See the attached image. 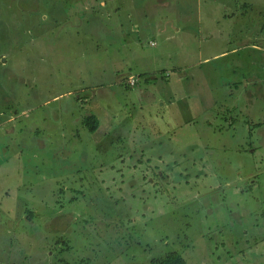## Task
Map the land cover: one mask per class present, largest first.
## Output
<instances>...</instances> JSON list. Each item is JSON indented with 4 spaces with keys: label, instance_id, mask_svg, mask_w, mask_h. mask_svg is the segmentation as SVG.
Wrapping results in <instances>:
<instances>
[{
    "label": "rangeland",
    "instance_id": "rangeland-1",
    "mask_svg": "<svg viewBox=\"0 0 264 264\" xmlns=\"http://www.w3.org/2000/svg\"><path fill=\"white\" fill-rule=\"evenodd\" d=\"M0 55V264H264V0H0Z\"/></svg>",
    "mask_w": 264,
    "mask_h": 264
},
{
    "label": "trees",
    "instance_id": "trees-1",
    "mask_svg": "<svg viewBox=\"0 0 264 264\" xmlns=\"http://www.w3.org/2000/svg\"><path fill=\"white\" fill-rule=\"evenodd\" d=\"M1 59L2 57L0 55V64H1ZM85 124L90 129V131L93 132L98 130L100 126L99 120L95 116L87 117L85 120ZM152 264H188V263L181 254L177 252H173L167 254L164 258L154 260Z\"/></svg>",
    "mask_w": 264,
    "mask_h": 264
},
{
    "label": "crops",
    "instance_id": "crops-1",
    "mask_svg": "<svg viewBox=\"0 0 264 264\" xmlns=\"http://www.w3.org/2000/svg\"><path fill=\"white\" fill-rule=\"evenodd\" d=\"M241 43L243 44V42H241ZM245 43H247V41ZM243 45H245V44H243ZM235 51L236 50H233V52H235ZM1 57H2V55H1ZM251 80L254 82V88H255V90H257V94L262 96L264 94V85H262V84H264V81L261 79H254V78H251ZM258 126L260 127V129H261V127L263 128L262 123L258 124Z\"/></svg>",
    "mask_w": 264,
    "mask_h": 264
},
{
    "label": "built area",
    "instance_id": "built-area-1",
    "mask_svg": "<svg viewBox=\"0 0 264 264\" xmlns=\"http://www.w3.org/2000/svg\"><path fill=\"white\" fill-rule=\"evenodd\" d=\"M130 84L133 86L135 84L134 79L131 80Z\"/></svg>",
    "mask_w": 264,
    "mask_h": 264
}]
</instances>
